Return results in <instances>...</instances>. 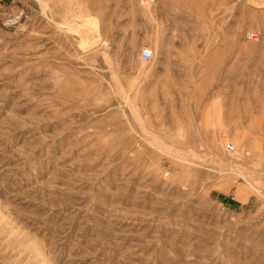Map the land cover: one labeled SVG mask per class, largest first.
<instances>
[{"label": "rangeland", "instance_id": "374dc122", "mask_svg": "<svg viewBox=\"0 0 264 264\" xmlns=\"http://www.w3.org/2000/svg\"><path fill=\"white\" fill-rule=\"evenodd\" d=\"M0 264H264V0H0Z\"/></svg>", "mask_w": 264, "mask_h": 264}, {"label": "built area", "instance_id": "2783aa9c", "mask_svg": "<svg viewBox=\"0 0 264 264\" xmlns=\"http://www.w3.org/2000/svg\"><path fill=\"white\" fill-rule=\"evenodd\" d=\"M18 23V17L17 16H10L7 20H6V25L8 26H15ZM153 57V50L152 48H146L143 52H142V60L143 61H149L151 60ZM227 150L228 151H234V146H232L231 144H227Z\"/></svg>", "mask_w": 264, "mask_h": 264}, {"label": "bare ground", "instance_id": "6f19581e", "mask_svg": "<svg viewBox=\"0 0 264 264\" xmlns=\"http://www.w3.org/2000/svg\"><path fill=\"white\" fill-rule=\"evenodd\" d=\"M39 1V0H38ZM41 1V3L43 2V0H40ZM45 7V6H44ZM46 8V7H45ZM93 31V30H92ZM85 34V33H84ZM223 160V159H222ZM224 166H225V164H224ZM248 171V170H247Z\"/></svg>", "mask_w": 264, "mask_h": 264}, {"label": "trees", "instance_id": "16d2710c", "mask_svg": "<svg viewBox=\"0 0 264 264\" xmlns=\"http://www.w3.org/2000/svg\"><path fill=\"white\" fill-rule=\"evenodd\" d=\"M227 201V200H226Z\"/></svg>", "mask_w": 264, "mask_h": 264}]
</instances>
